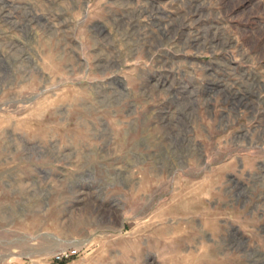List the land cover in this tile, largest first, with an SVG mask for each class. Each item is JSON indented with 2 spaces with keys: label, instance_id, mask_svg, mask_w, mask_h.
I'll return each mask as SVG.
<instances>
[{
  "label": "rangeland",
  "instance_id": "374dc122",
  "mask_svg": "<svg viewBox=\"0 0 264 264\" xmlns=\"http://www.w3.org/2000/svg\"><path fill=\"white\" fill-rule=\"evenodd\" d=\"M0 264H264V0H0Z\"/></svg>",
  "mask_w": 264,
  "mask_h": 264
},
{
  "label": "built area",
  "instance_id": "2783aa9c",
  "mask_svg": "<svg viewBox=\"0 0 264 264\" xmlns=\"http://www.w3.org/2000/svg\"><path fill=\"white\" fill-rule=\"evenodd\" d=\"M75 253H76V249H73V250L65 249V250H62V251L58 252L57 254H55L53 256V259L55 261L66 260V259L70 258L72 255H74Z\"/></svg>",
  "mask_w": 264,
  "mask_h": 264
}]
</instances>
